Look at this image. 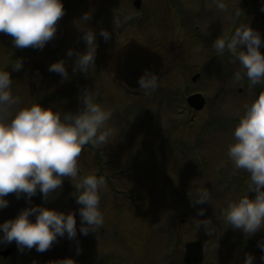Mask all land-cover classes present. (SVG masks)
Returning a JSON list of instances; mask_svg holds the SVG:
<instances>
[{
    "label": "rangeland",
    "instance_id": "1",
    "mask_svg": "<svg viewBox=\"0 0 264 264\" xmlns=\"http://www.w3.org/2000/svg\"><path fill=\"white\" fill-rule=\"evenodd\" d=\"M92 1L94 0H86L77 13L63 19V34L72 49L86 50L87 45L83 48L75 47L76 33L81 29L75 20L84 12L91 11L92 15L86 27L96 24L108 29L111 32V38L108 40L111 42L115 37L117 46L130 36L152 42L166 58L165 70L159 78L158 87L150 94L142 90L140 98L127 97L114 81L108 57L101 56L104 45L97 48L96 52V56L103 58L99 62L103 63L100 76L103 75L104 78L97 81L94 74L89 72L84 75L83 83L72 87L70 82L60 81V73L49 71V65L59 60L58 54L50 53L47 55L49 57L44 56L45 62L43 57H40V61L36 63L35 52L31 55L27 46L23 47L22 70L14 77L17 69L13 67V63L9 65V61L15 56L13 44L6 45L2 43V38L0 39V68L9 70L13 78V93L22 98L23 104L38 101L62 112H75L83 106L82 93L87 88L93 91L96 100L114 109L109 126L113 129V134H117L106 146H84L78 158L82 175L92 172L97 175H115L111 179V187L107 185V190L101 194L105 222L97 232L90 230L85 235L80 231V205L69 177H65L62 186L50 193L46 200L39 190L30 201L26 194L18 197L15 192H11L6 197L9 200L8 205L0 208V222L15 217L22 208L30 204H43L65 212H74L77 234L73 238H69L67 233L58 236L52 246L43 252L37 251L35 246L21 250L15 240L10 243L0 242V251L8 246L15 249L7 258L0 254V264H49L51 260L68 256L75 258L77 264H173L176 258L172 257L173 240L171 236L168 237L171 230L167 224L172 223L173 215L182 218L187 208L196 205L192 195L195 196L198 187H207L211 192L212 201H205V206L211 208L213 222L216 225L222 224L229 231L227 238L243 232L242 229H235L231 225L225 226L222 218H219L220 215L216 214L218 207L223 209L229 199L238 196L225 193L224 188L214 182H199L190 177L191 161L182 155L189 149L188 142L176 153L179 161L176 172L167 171L166 165L160 163L157 150L158 128L167 129L164 135L166 140L172 135L173 124L177 129L174 134L186 137L187 134H192L191 125H188L191 111L189 112L182 96L189 94L187 87L193 85L192 77L198 72L201 74V82L198 85L194 83L197 87L206 86L209 82L202 80L207 79L222 80L226 84L227 88L224 90L214 87L218 89L214 93H220L226 100L225 109L230 113L229 116H239L247 103L244 101L251 102L259 94L253 88L245 89L244 94L236 92L234 87L242 84L234 82L232 77L236 70H241L238 67L240 63L227 51L218 55L212 48V43L217 36L234 32L243 22L249 23L259 31L264 39V0H231L227 11L218 10L212 0H142L139 8L134 5V0ZM114 8L117 11L116 18L105 19ZM236 9L240 10L239 16L235 14ZM64 16L65 11L62 17ZM195 23H198L201 29L195 28ZM4 35L12 37L6 32H0V37ZM106 41L101 38V43ZM260 48L264 52V43ZM63 54L65 52H60V55ZM213 86L214 84L212 88ZM259 86L260 91L264 86ZM66 88H72L73 91L65 90ZM159 93L167 97L164 98ZM97 96L101 98L97 99ZM173 96L174 101L171 98ZM210 105L205 111H214ZM177 112H180V115ZM174 114L178 116L176 119ZM173 121L175 123L172 124ZM237 122H231L224 140H217L218 157L227 156L226 163L233 173H237V169L228 157L227 148L234 139L232 133ZM167 159L171 158L164 155V160ZM217 160L218 158L211 162L213 167L224 162ZM170 165H173V162ZM105 177L108 183V177ZM133 203L140 204L143 212L140 209L135 210ZM175 208L181 210L175 211ZM31 218L35 219V215ZM180 223L181 228L188 225L182 220ZM157 224L160 227H157ZM247 236L249 238L234 240L225 245H212L206 264H222V261L226 262L228 259L234 261V264L236 260L228 255L231 256V252L236 249L244 258L249 252L255 257L261 240L253 234ZM191 237L193 235L185 233L179 240L180 245ZM177 259L176 263L181 264L179 256Z\"/></svg>",
    "mask_w": 264,
    "mask_h": 264
},
{
    "label": "clouds",
    "instance_id": "2",
    "mask_svg": "<svg viewBox=\"0 0 264 264\" xmlns=\"http://www.w3.org/2000/svg\"><path fill=\"white\" fill-rule=\"evenodd\" d=\"M212 3L218 10L227 11L231 0H212ZM64 11L63 0H0V32L10 34L17 47L43 48L56 33L57 21ZM235 14L239 16L240 10L236 9ZM91 15V11H86L75 20L83 30L86 50L69 48L67 52L69 56L75 52L73 70L85 74L95 69L98 47L96 31L86 27ZM100 35L105 40L111 38L106 28L101 29ZM262 43L261 33L243 22L231 34L217 36L212 48L218 55L227 51L239 61L241 70L234 72V82H241L246 76L250 87L264 86ZM13 67L22 68L23 59L17 58ZM49 71L69 78L63 59L53 61ZM158 81L159 75L150 67H145L138 77L140 88L147 94L158 87ZM12 84L9 70L0 68V208L8 205L6 197L11 192L18 197L26 194L30 201L39 190L46 200L62 186L64 178L69 177L80 205V231L85 235L90 230L97 232L105 222L101 194L107 190V179L95 172L82 175L78 158L84 146H106L115 138L117 134L114 135L109 126L114 109L97 102L93 91L87 88L82 93L83 106L75 112H62L38 101L23 104L22 98L13 93ZM232 134L234 139L228 145V157L236 169L245 170L249 176L245 193L228 200L221 220L225 226L231 225L251 235L264 228V87L244 105ZM249 191H254L255 195L250 196ZM192 197L194 204L212 201L207 187H198ZM204 211V208L199 209L201 214ZM33 214L35 219L31 218ZM194 224L203 225L209 233L217 228L211 217L196 218ZM65 233L69 238L76 236L75 213L43 204H30L15 217L0 222V242L15 240L21 250L35 246L37 251L43 252ZM259 246L264 249V240L259 241ZM49 264L77 262L68 256L51 260ZM243 264H255L252 253H246Z\"/></svg>",
    "mask_w": 264,
    "mask_h": 264
},
{
    "label": "flooded vegetation",
    "instance_id": "3",
    "mask_svg": "<svg viewBox=\"0 0 264 264\" xmlns=\"http://www.w3.org/2000/svg\"><path fill=\"white\" fill-rule=\"evenodd\" d=\"M86 0H63L64 2V9H65V16L60 17L59 20L57 21V30L54 36L51 39H55L56 41H47L45 46L43 48H37V47H32L30 46L31 53L35 52V58L34 61L37 63L40 61V57L47 56L50 53L53 54H58L60 55L61 53H64L62 55L63 60L67 66H71V69H68L69 72V78L65 79L62 77V75L58 76L60 77V81L63 82H70L72 85L77 86L80 83H83L84 81V73L80 71H74V64L76 60L75 52L73 53L72 56H69L67 54L68 49L71 48L69 46V40L64 36L62 27L65 25L64 23V18L66 17H71L75 13H77L81 8L82 4ZM91 1V0H90ZM111 0L110 2H112ZM116 0H114L115 2ZM92 2H95L92 1ZM113 8V7H111ZM116 8L112 9V12L108 14L107 20H114L116 18ZM104 19V18H103ZM169 22V20H168ZM170 23V22H169ZM167 23L168 26L170 24ZM95 31H96V40L99 48L101 45L103 46V51L101 56H107L108 57V62H109V67L112 71V65L110 63V56L111 54L116 50V48L121 45L123 42H121L118 46L116 44L115 37L112 39L110 42L107 40L104 44L101 43V38L102 36L100 35V31L102 29L101 26H97L96 24L94 26H91ZM83 35V30L80 29L76 33V42H75V47L77 48H83L86 47V42L82 38ZM67 39V40H65ZM132 37V36H130ZM129 38V37H128ZM127 38V39H128ZM142 39V38H141ZM142 41L146 42L149 44L152 48H154L157 51L161 50L159 48H155L153 46L152 42H148V40L142 39ZM85 51V50H82ZM55 54V55H56ZM101 56H96L95 59V69L92 70L91 73L94 75V79L97 81H100L103 77L100 76L101 73V68L103 67V63L99 62L100 59H103ZM49 57V56H47ZM45 62V59H44ZM233 66V65H231ZM239 68H241V65H238ZM106 78L102 81L104 82ZM205 82H209L212 84H207L204 87H200L198 85L201 80L195 81L193 85L188 86L189 87V94L186 96H182L185 99V103L189 107V112L191 111V116L190 120L188 121V125L190 129L192 130V134H187V137L185 135H176L174 134L177 129L175 128V121L172 122L173 124V129H172V135L169 137L168 140L165 139V131L167 129H162L158 128V137H159V143L157 145L158 147V152H159V161L162 165H166V170L167 171H174L176 172V165H178V156L176 155L177 152L182 150V146L186 144V142L189 143V149L186 152H183L182 155L184 157H188L191 161V167L189 169V175L192 179L199 181V182H214L216 185L223 187L224 192L233 196H239L243 195L246 191L247 188V183H248V176L249 174L243 170V169H237V173L234 171V173L230 170V168L227 165V156L226 157H218V145H217V140L221 138L224 140V137L228 134L231 122L234 120L239 121V116H232L234 114L228 113L225 109V103L226 100L220 95V93H214V91L218 90L214 87L221 88L224 90V88H227L226 84L222 80H217V79H207V80H202ZM241 83L242 85H237L235 86V90L238 94H244L245 89L253 88L255 91H259V84L255 86H249L248 78L245 76L243 81L238 82ZM214 84L213 88L212 85ZM119 87L123 89V92L126 93V90L128 91L127 88H125L123 85L119 84ZM212 88V91H211ZM130 92V91H129ZM196 93H202L205 97V103L204 106L201 109H197L196 107L192 106L191 104L188 103V97L190 95L196 94ZM210 96V97H209ZM173 96L172 98H174ZM242 97V96H241ZM249 98V97H248ZM244 102L250 103L249 100H246ZM211 104L209 107H213L214 111H205V109L208 107V105ZM207 110V109H206ZM243 112V111H242ZM182 113V112H181ZM178 115H180V112H177ZM204 114V116H202ZM175 119L178 117L176 114H174ZM174 119V120H175ZM179 146V147H176ZM216 147V149H215ZM209 148V149H208ZM170 157V160H164V155ZM216 155V157H215ZM215 158H214V157ZM218 158L217 161H224L220 166L211 165V162L215 161ZM173 162V165H170V163ZM112 174V173H111ZM110 174V175H111ZM230 192V193H229ZM134 196L136 194H133ZM250 196H254L255 193L254 191H249ZM204 208L205 211L203 214L199 213V209ZM140 209L141 212H143V208L141 206H137L135 210ZM181 209H176L175 211H180ZM222 208L218 207L216 210V214L220 215L219 218H222ZM211 208H208L205 206V203L202 204H196L193 207H189L184 211L185 213L183 214L182 218L179 216H174L173 215V221L172 223H168L167 225L170 226L171 233L168 237H172L173 240V247H172V257L176 258L175 263L177 264V257L179 256V263L185 264L184 263V256L186 253V246L189 242L191 241H201L203 246H204V262L200 264H206L207 256L210 252V247L212 245L216 244H227L228 242L234 241V240H239V239H247L249 236L247 234L241 232L235 233L233 237L227 238V235H229L223 225H216V230L209 233L206 228L203 225L196 226L194 224V220L196 218H207L211 217ZM186 222L188 225L185 226V228H181V223L180 221ZM237 232V231H233ZM188 234V235H193V237L187 239L183 245H180L179 240L181 236ZM254 236H256L260 240H264V228H261L257 230L255 233H253ZM210 245V246H209ZM177 246V247H176ZM178 248V249H177ZM230 253V252H229ZM261 254V256H260ZM229 257H234L233 259L236 260L234 264H243L244 257L241 256V253L238 252V250H234L231 252V256L228 255ZM234 261H229V259L225 262L222 261V264H232ZM254 262L255 264H264V249L259 247L257 250V253L254 257Z\"/></svg>",
    "mask_w": 264,
    "mask_h": 264
},
{
    "label": "water",
    "instance_id": "4",
    "mask_svg": "<svg viewBox=\"0 0 264 264\" xmlns=\"http://www.w3.org/2000/svg\"><path fill=\"white\" fill-rule=\"evenodd\" d=\"M135 5L139 7L141 0H136ZM110 60L113 65L115 80L133 90L140 89L138 77L145 67L154 69L160 77L166 65L165 57L162 53L154 50L135 37L128 39L118 47ZM198 77L199 74H196L193 80H196ZM188 101L197 109H201L205 103L200 93L189 96ZM13 250V248L8 247L1 250L0 254L7 257ZM203 256V248L199 242L193 241L187 244V251L184 257L186 264L201 263Z\"/></svg>",
    "mask_w": 264,
    "mask_h": 264
}]
</instances>
